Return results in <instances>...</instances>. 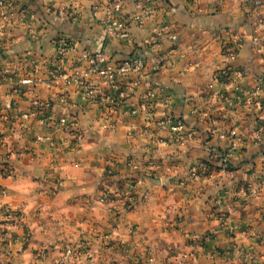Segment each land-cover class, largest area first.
I'll return each mask as SVG.
<instances>
[{"label":"clouds","instance_id":"clouds-1","mask_svg":"<svg viewBox=\"0 0 264 264\" xmlns=\"http://www.w3.org/2000/svg\"><path fill=\"white\" fill-rule=\"evenodd\" d=\"M0 264H264V0H0Z\"/></svg>","mask_w":264,"mask_h":264}]
</instances>
